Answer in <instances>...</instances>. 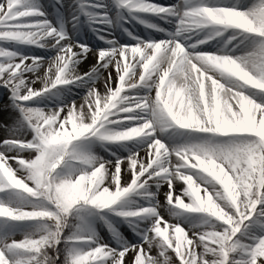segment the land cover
<instances>
[{
    "label": "snow or ice",
    "instance_id": "6c2138e0",
    "mask_svg": "<svg viewBox=\"0 0 264 264\" xmlns=\"http://www.w3.org/2000/svg\"><path fill=\"white\" fill-rule=\"evenodd\" d=\"M0 94V264H264V0H0Z\"/></svg>",
    "mask_w": 264,
    "mask_h": 264
},
{
    "label": "bare ground",
    "instance_id": "6f19581e",
    "mask_svg": "<svg viewBox=\"0 0 264 264\" xmlns=\"http://www.w3.org/2000/svg\"><path fill=\"white\" fill-rule=\"evenodd\" d=\"M149 34H151V32L149 33ZM149 34H147V35H149ZM143 35V34H142ZM146 35V36H147ZM157 35H161V34H157ZM118 35L116 34V37H117ZM123 43V42H122ZM214 43V42H213ZM38 50H40V49H28V48H25L24 49V51H25V54H32V55H39L38 54ZM94 63V60L90 57L87 61H85L83 64H82V66H81V71H87L88 69H89V67L92 65ZM99 83V82H98ZM39 87V86H38ZM87 91V88L86 87H84V86H81V87H79V89L77 90V91H75V93H78L74 98H72V99H78L79 97H81V96H83L84 94H85V92ZM56 93V92H55ZM54 93V94H55ZM70 94H73V93H62L61 94V96L59 97V99H61V100H59V101H57V102H70L71 100L68 98L69 96H70ZM54 101H52V103H53ZM42 107H48V106H44V105H42ZM101 146V145H100ZM129 146H131V145H129ZM112 151H114V152H117L118 151V154L119 155H124V156H126L127 154H128V152L123 148V147H118V146H116V145H113L112 146ZM100 152H101V154L100 155H102V156H105V158H109V159H114V157H112V156H110L109 155V153H107L104 149L102 150L101 148H100Z\"/></svg>",
    "mask_w": 264,
    "mask_h": 264
},
{
    "label": "rangeland",
    "instance_id": "374dc122",
    "mask_svg": "<svg viewBox=\"0 0 264 264\" xmlns=\"http://www.w3.org/2000/svg\"><path fill=\"white\" fill-rule=\"evenodd\" d=\"M247 2L250 3L251 0H247ZM38 54H39V55H46V54H49V53H46L45 50H43V51L39 50V51H38ZM36 86L38 87L39 84H37ZM71 90H73V91L71 92V93H73V94H70V95H71V97L74 98V97L78 94V93H75V91H77L78 88H76V87H75V89H74V88H73V89L71 88ZM62 93H65V91H63ZM0 97H2V98H0V104H6V103H8V100H7V96H6V95H2V94H0ZM69 97H70V96H69ZM71 97H70V98H71ZM46 98H47V97L42 98V99H40L38 102H41V103H48V101H51V100H46ZM70 98H69V99H70ZM59 100H61V99H59ZM59 100L55 99V100H54V104H55L57 101H59ZM47 105H51V107L53 106V104H47ZM39 106H40V105H39ZM40 107H41V106H40ZM6 116H7V113H6V112H5V113H0V119L5 118ZM95 152H96V151H95ZM161 201L163 202L162 197H161ZM161 211H162V213H164L165 215L168 214V210H167L166 207H165V208H162ZM181 219H184V217H181ZM185 224H187V220H185ZM120 230H121L122 232H124L125 235H129V236H131V230L128 229V228H126L124 224L120 225ZM101 234H102V235H106V234H107V231L105 232V231L102 229Z\"/></svg>",
    "mask_w": 264,
    "mask_h": 264
}]
</instances>
